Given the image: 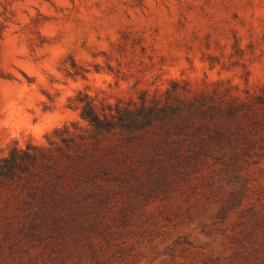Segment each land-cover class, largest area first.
Here are the masks:
<instances>
[{"label":"trees","instance_id":"16d2710c","mask_svg":"<svg viewBox=\"0 0 264 264\" xmlns=\"http://www.w3.org/2000/svg\"><path fill=\"white\" fill-rule=\"evenodd\" d=\"M68 57L60 70L85 78ZM203 61L230 70L217 56ZM106 66L116 85L131 76ZM249 77L135 82L127 95L78 89L66 104L76 119L42 142H0V264H134L212 206L206 234L223 252L178 236L163 264H264V83Z\"/></svg>","mask_w":264,"mask_h":264},{"label":"rangeland","instance_id":"374dc122","mask_svg":"<svg viewBox=\"0 0 264 264\" xmlns=\"http://www.w3.org/2000/svg\"><path fill=\"white\" fill-rule=\"evenodd\" d=\"M68 56L88 69L85 78L60 70ZM208 56L230 70L208 69ZM107 63L131 76L116 85ZM245 69L251 85L264 83V0H0V142H42L46 131L76 119L66 104L78 89L127 95L135 82L153 88L171 77L242 84ZM215 210L178 220L134 264H163L178 236L222 253L220 238L206 234Z\"/></svg>","mask_w":264,"mask_h":264}]
</instances>
